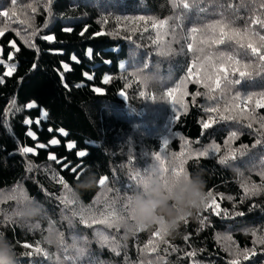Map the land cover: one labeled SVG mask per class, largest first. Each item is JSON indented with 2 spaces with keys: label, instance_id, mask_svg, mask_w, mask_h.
<instances>
[{
  "label": "trees",
  "instance_id": "obj_1",
  "mask_svg": "<svg viewBox=\"0 0 264 264\" xmlns=\"http://www.w3.org/2000/svg\"><path fill=\"white\" fill-rule=\"evenodd\" d=\"M239 2L231 0L234 7ZM22 3H33L37 7L35 13L30 9L27 13L34 17L32 23L37 33L31 43L36 47H29L21 38L33 31L26 24L11 23L0 37L3 49L0 58L6 60L8 53L14 52L11 63L16 65L15 72L4 77V83L0 84V195L16 193L27 199H5L0 203V231L9 238L15 231L21 242L33 245L39 242L48 256H23L21 264H141L144 260H154L156 264H228L232 257L226 248L252 249L254 237L250 230L257 229L258 236L264 235V191L245 197L241 183L261 185L259 172L264 170V165L250 158L264 153V137L254 131L259 128L258 123L250 129L246 127L247 122L219 121L203 128L202 121L209 115L203 110L207 101L203 96L193 101V96L206 90L191 81L184 89L187 93L183 97L184 106L176 105L177 111H174L166 92L187 77V68L193 59V54L187 52L190 41L181 38L178 43H171V51L161 50L152 42L156 31L150 22L145 31L144 22L137 19L144 16L161 20L174 16L179 9H173L171 0H51L50 3L49 0L38 3L22 0ZM46 6L50 11L45 10ZM199 7L208 8V12L198 13L193 8L182 27L176 29L178 37L195 23L218 18L213 14L217 6L211 0H204ZM0 8H11L10 0H0ZM4 22L0 17V27ZM176 23L174 19L169 20L170 26ZM66 28L71 31H65ZM16 29H20L21 36L16 35ZM45 35L54 39L44 40ZM165 39L171 41L172 37ZM11 42H15L18 52L11 48ZM89 49L91 58L87 55ZM145 63L148 67L143 69V74L150 77L147 87L135 74ZM64 64L69 70L65 71ZM122 64L124 68L120 67ZM3 71L0 66V75ZM85 73L93 79L88 80ZM105 76L109 77L107 82ZM97 88L100 93L94 91ZM233 88L262 92L264 73L246 77ZM142 91L145 96L140 95ZM150 96L155 100L149 99ZM13 100L15 108L9 110ZM30 102H35L37 107L27 108ZM41 110L48 116L37 124ZM256 114L264 116V109H257ZM26 119L32 123L25 124ZM29 129L35 133V140L27 135ZM59 129H64L68 135H61ZM232 131H238V137L228 147L240 149L241 145H247L248 148L242 149L244 155L237 153L236 160L222 165L219 156L225 154V141ZM53 138L60 143L49 145ZM258 138L261 143L252 147ZM165 141L167 148L163 146ZM185 142L192 149L213 143L220 145L216 157L193 158L185 164L189 174L201 175L205 192L211 190L216 196L220 214L216 215L212 208L205 211L203 206L195 210L187 216V224L180 221L177 229H169L165 237L168 243L160 242L157 252L141 254L158 225L134 231L99 224L87 227L78 216L73 218L71 211L61 203L64 190L58 182L60 177L72 188L79 205L103 210L105 201L114 199L116 207L120 208L125 197L116 190L132 193L134 186L129 180L134 170L132 165L146 171L156 163L152 153L163 149L169 157L179 155L185 150ZM37 143L46 148H36L35 154L19 151L23 146L35 148ZM69 143L76 147L69 150ZM80 150L89 154L79 158L76 153ZM50 153L63 163L49 160ZM81 159L96 178V183L87 189L77 187L79 183L71 171ZM64 164L70 167L65 168ZM105 176L108 182L102 189L98 179ZM108 188L112 191H107ZM14 210L21 211L22 215H14ZM238 212L244 215H235ZM6 216L10 219L6 220ZM97 229L115 237L120 245L119 255L96 243ZM60 233L67 245L72 244V235L87 237L91 243L87 245L86 255L75 262L65 260V255L74 253L63 251L59 244ZM224 235H230L235 244L218 240V236ZM255 248L256 255L241 259L240 264H264V245L257 244ZM18 251L26 250L18 248ZM193 251L195 256L186 255ZM157 256L162 259L156 260Z\"/></svg>",
  "mask_w": 264,
  "mask_h": 264
},
{
  "label": "snow or ice",
  "instance_id": "obj_2",
  "mask_svg": "<svg viewBox=\"0 0 264 264\" xmlns=\"http://www.w3.org/2000/svg\"><path fill=\"white\" fill-rule=\"evenodd\" d=\"M38 3L39 0H36ZM51 0H49V3ZM204 0H171L173 9H179L174 16L168 19L156 20L153 18H146L144 16H139L137 19L143 21L145 24V31L148 30L147 26L150 22L151 28L156 31V36L152 40L153 44H156L161 50L168 49L171 51V43L179 42V39H184L185 41H190L187 43V52L193 54V59L191 64L187 68V77L185 80L181 81L180 84L176 85L174 88L167 90L166 95L171 101L174 107V111H177L176 105L184 106L183 97L187 95L184 91L185 86L188 81L200 84L206 91L196 92L193 96V101L197 96H203L207 101L203 110L205 113L209 114L205 121H202V127L207 129L213 123L219 121H234L236 123H246V127L252 129L254 123L259 124V128L254 129L259 137H264V116H258L256 114L257 109H264V91L255 93L247 92L241 90H234V85H240L243 83L244 78H252L254 75H259L264 73V0H240L237 6H233L231 0H211V3L215 4L217 7L213 9V14L217 15V19H213L206 23H195L193 24L186 33L178 37L176 29L181 28L183 20L185 17L192 12L193 8L196 9L198 13H207L208 8H201L199 5L203 3ZM11 8L5 9L0 8V17L4 18L3 27H0V37L4 36L5 32L9 30L11 23H19L21 25H27L28 28H32L33 31L30 35L21 36L20 29H16V35L21 36L24 43L29 47L35 48V44L31 43V38L36 35L37 30L34 28L32 23L34 17L29 16L28 9L32 13L37 11V7L33 3L23 4L22 0H10ZM243 9V13L241 12ZM46 11L50 9L46 6ZM174 19L177 23L174 25H169V20ZM238 20H243V24H238ZM65 31H71L70 28L64 29ZM86 30V29H85ZM83 35V31L80 33ZM171 35L172 40L166 41V37ZM44 40L51 42L54 37L51 35H45L42 37ZM224 46V47H220ZM11 48L15 49L16 52L19 48L16 47L15 42H11ZM37 51H39L37 49ZM3 54V49L0 48V56ZM14 52H9L7 59L0 58V66H3V74L0 75V84L4 83V77L11 76L15 70L16 65L11 63L14 59ZM87 55L89 58L92 56L91 49L88 50ZM254 58V59H253ZM77 63L79 62L75 56L72 57ZM121 68L125 66L120 65ZM148 64L145 63L140 69L136 71V75L140 77V82L144 84L145 87L148 86L150 77L143 74V69L147 68ZM35 68V64L33 65ZM65 71L69 70L67 64L63 65ZM88 80H92L93 76L85 73ZM238 77V78H237ZM105 82L108 81L109 77L105 76ZM67 87V85H65ZM95 92L100 93V89H94ZM121 95H124L121 93ZM141 96H145V92L140 93ZM149 99L155 100V97L150 96ZM27 108L31 109L37 107L35 102H30L26 105ZM15 108V101H12L10 109ZM16 111H19L16 108ZM7 115V113H6ZM48 113L41 110L39 118L35 121L37 124L40 123L42 119H46ZM25 124H31L30 119L24 121ZM52 131V129H49ZM59 132L63 136H67L68 133L64 129H59ZM27 135L32 137L33 140L36 139V135L30 129L27 131ZM238 137V131H232L227 140L225 141L226 152L224 155L219 156V163L222 165H228L230 160H236L237 153L244 155L242 149H247V145H241L240 149H232L228 147L232 141ZM60 141L53 138L49 141L51 145H57ZM196 143H199L198 141ZM261 143V139H257L256 143L252 147ZM168 142H164V148H167ZM38 148H44V144H38ZM74 143H69L67 148L69 150L75 148ZM22 154L36 153V149L33 147L23 146L19 149ZM220 152V145L211 144L208 146H202L199 149H192L188 142H185V150L179 155L173 154L171 157L167 156L163 149L159 152L152 153V156L156 163L152 164L151 168L146 171H140L134 164L132 165L133 171L129 174V180L132 181L133 190L132 193L137 190L140 183L144 182L147 176H159L161 180L167 181L169 176H187L188 171L185 168V164L190 159H199L201 157H216ZM89 153L85 150L77 151L76 155L79 158H84ZM49 160L56 161V163H63L62 160H57L55 154H49ZM66 159V158H65ZM253 162H258L264 165V153L258 156H253L250 158ZM65 168L70 167L69 164H64ZM31 170V167L29 168ZM71 171L75 174V180L78 183L85 181L90 175H94L89 167L81 162L74 167H71ZM87 173V174H85ZM261 176V185L249 184L247 181L241 183V187L244 191L245 197H250L252 195L258 194L260 191H264V170L259 172ZM57 179V177H54ZM58 182L63 187V195L60 197L61 203L65 205L71 211L72 217H79L80 222L87 227H92L93 225H104L106 228H116L119 230L121 221L125 216H130L131 211L129 209L130 194L121 189L116 190L118 193L122 194L124 197L128 196V201H125L124 205L120 208L116 207L115 200H106L105 207L103 210H96L94 206L84 207L79 205L76 201L74 195L72 194V188L69 186L65 180L60 177ZM108 182V177H100L98 179V184L102 189L106 188ZM107 191H112L108 188ZM221 198H223L221 196ZM5 199L9 200H25L27 199L22 194L18 195L13 193L7 195L6 197L0 195V203H3ZM75 205V207H71ZM214 206V207H213ZM204 210L207 211L212 208L216 215L220 212L218 209L220 205L216 203V196L211 190L206 192V197L203 203ZM225 216L227 212L225 211ZM14 215H22L19 210H14ZM235 215L243 216V212L235 213ZM67 218V217H65ZM10 217L6 216V220ZM180 221L187 224V216H181ZM203 220L201 224L203 225ZM158 227L152 233V239L149 240L148 244L141 249V254L154 253L158 251V244L163 242L167 244L165 237L169 234V227L165 223L157 224ZM251 234L253 239L252 249H240L238 246L226 248L232 259L229 260L228 264H240L241 259L248 260L251 256L256 255L257 244L264 245V235H257V229H251ZM0 236H4L10 244L14 247L16 252V264H21V257L28 256L31 257L34 254H43L48 256L46 250L42 249L37 242L35 245L28 242H21L16 236L15 231H13L11 238L4 231H0ZM96 243L100 247H108L109 250L115 252L119 255L120 245L116 241L115 237H111L104 231L97 229L94 233ZM72 244L67 245L63 240V234H59V244L65 253H74L65 255V260H72L75 262L78 259L83 258L87 251V245L91 242L88 241L87 237H79L77 235H72ZM188 237H185L187 240ZM218 240H224L235 244L232 241L230 235L218 236ZM18 248H22L26 251L20 252ZM31 249L30 251H27ZM175 250V249H173ZM167 252V249H165ZM188 256H195L196 252L186 253ZM162 259L157 256L156 260ZM141 264H156L154 260H144Z\"/></svg>",
  "mask_w": 264,
  "mask_h": 264
},
{
  "label": "clouds",
  "instance_id": "obj_3",
  "mask_svg": "<svg viewBox=\"0 0 264 264\" xmlns=\"http://www.w3.org/2000/svg\"><path fill=\"white\" fill-rule=\"evenodd\" d=\"M96 183L94 175L77 185L87 189ZM201 175L169 176L167 181L159 176H147L137 190L130 194V216H125L120 226L126 231L150 228L165 223L169 229L179 227L180 217L193 214L203 206L206 192ZM129 197L125 196V201ZM16 252L10 242L0 236V264H16Z\"/></svg>",
  "mask_w": 264,
  "mask_h": 264
},
{
  "label": "rangeland",
  "instance_id": "obj_4",
  "mask_svg": "<svg viewBox=\"0 0 264 264\" xmlns=\"http://www.w3.org/2000/svg\"><path fill=\"white\" fill-rule=\"evenodd\" d=\"M43 111H44V110H43ZM57 140H58V139H57ZM38 144H41V143H37L35 149L38 148V147H37ZM49 145H51V144H49ZM67 145H68V144H67ZM44 148H46V145H45Z\"/></svg>",
  "mask_w": 264,
  "mask_h": 264
}]
</instances>
